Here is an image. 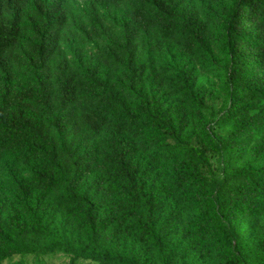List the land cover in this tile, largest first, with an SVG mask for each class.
Masks as SVG:
<instances>
[{"label":"trees","instance_id":"trees-1","mask_svg":"<svg viewBox=\"0 0 264 264\" xmlns=\"http://www.w3.org/2000/svg\"><path fill=\"white\" fill-rule=\"evenodd\" d=\"M87 10L0 0V264H264V0Z\"/></svg>","mask_w":264,"mask_h":264},{"label":"rangeland","instance_id":"rangeland-1","mask_svg":"<svg viewBox=\"0 0 264 264\" xmlns=\"http://www.w3.org/2000/svg\"><path fill=\"white\" fill-rule=\"evenodd\" d=\"M74 13L77 16L85 15L87 10V0H72ZM234 0H231L233 3ZM107 13V12H106ZM122 16V13H119ZM224 31V27L217 32L219 35ZM230 49L226 41L220 42L215 53L203 64L198 63L201 69V84L209 88L216 98H209L208 103L217 109L223 105L227 96V73L223 63L227 60ZM198 144V143H196ZM207 153L214 168L219 165V154L217 150L207 149ZM15 261H23L25 264H69L70 256L64 253L45 254L40 251L18 255ZM82 261L80 264H85Z\"/></svg>","mask_w":264,"mask_h":264}]
</instances>
